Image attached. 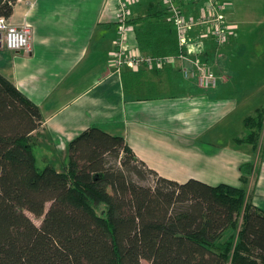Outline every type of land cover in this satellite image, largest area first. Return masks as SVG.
I'll list each match as a JSON object with an SVG mask.
<instances>
[{"label":"crops","instance_id":"crops-1","mask_svg":"<svg viewBox=\"0 0 264 264\" xmlns=\"http://www.w3.org/2000/svg\"><path fill=\"white\" fill-rule=\"evenodd\" d=\"M222 3L228 37L221 46L204 28L189 33L190 48L200 49L217 78L215 89L202 90L183 78L178 64L113 72L114 0H17L7 20L31 27V50L11 52L0 41L7 55L0 74L40 110L37 156L62 168L67 145L96 127L123 137L148 169L178 184L240 187L239 167L251 162L256 175L248 191L253 206L264 211V128L256 149L236 143L244 119L264 108V0ZM182 5L194 17L205 6L203 1ZM129 25L132 53L176 52L162 0L132 4Z\"/></svg>","mask_w":264,"mask_h":264},{"label":"trees","instance_id":"trees-1","mask_svg":"<svg viewBox=\"0 0 264 264\" xmlns=\"http://www.w3.org/2000/svg\"><path fill=\"white\" fill-rule=\"evenodd\" d=\"M16 1L0 0V17ZM42 123L0 74V264H264L251 162L239 167L240 187L178 184L148 169L123 137L90 127L67 145L62 168L39 169ZM243 126L236 143L256 149L264 108Z\"/></svg>","mask_w":264,"mask_h":264},{"label":"built area","instance_id":"built-area-1","mask_svg":"<svg viewBox=\"0 0 264 264\" xmlns=\"http://www.w3.org/2000/svg\"><path fill=\"white\" fill-rule=\"evenodd\" d=\"M117 3V36L111 66L113 72L119 74L122 69L139 71L142 68L162 70L167 66L180 65L185 80L194 81L201 89H213L217 86V78L211 66L201 58L195 48L189 46V33L204 28L210 40L222 44L226 40L228 27L221 14L219 0H162L165 13L172 24L176 38V52L170 55L151 56L132 53L127 46L130 30V6L138 0H114ZM203 1L205 6L197 17L188 16L182 2ZM32 29L28 25L13 26L7 19L0 17V41L6 50L29 53L31 50Z\"/></svg>","mask_w":264,"mask_h":264},{"label":"rangeland","instance_id":"rangeland-1","mask_svg":"<svg viewBox=\"0 0 264 264\" xmlns=\"http://www.w3.org/2000/svg\"><path fill=\"white\" fill-rule=\"evenodd\" d=\"M219 2V4H220V6H221V8H222V10H221V14L224 16V14H223V11H224V6H223V3H222V0H219L218 1ZM224 18H225V16H224ZM225 20H226V18H225ZM227 23V22H226ZM227 37H228V34H226V39H227ZM212 41V40H211ZM216 46H221L222 44H217L216 42H214V41H212ZM190 46V45H189ZM192 47V46H191ZM193 49L195 48L196 50H198L199 51V53H200V49H198V48H196V46H193L192 47ZM6 58H7V55H6V53H5V51L3 50V49H0V60H6ZM202 58V57H201ZM211 69H212V67H211ZM239 69H240V67H237V69L235 70V71H239ZM243 70H244V67H243ZM243 70H241V71H243ZM213 71V70H212ZM214 73V72H213ZM239 73H241V72H239ZM216 76V75H215ZM243 83V82H242ZM216 88V87H215ZM215 88H213V89H215ZM213 89H208V90H213ZM202 90H205V89H202ZM34 155H35V158H36V166L39 168V169H42L43 167H45L46 165H47V163L46 162H43V160L41 159V158H39L37 155H38V153H37V151L34 149ZM251 180H252V178L250 179V182H251ZM148 182H143L142 184H147ZM48 207H49V205L47 204L46 205V207H45V210H47L48 209ZM27 216L29 217V219L36 225V226H39L40 225V222H41V218L40 219H38V218H35L34 216H32L31 214H27ZM142 264H147L146 262H142Z\"/></svg>","mask_w":264,"mask_h":264}]
</instances>
